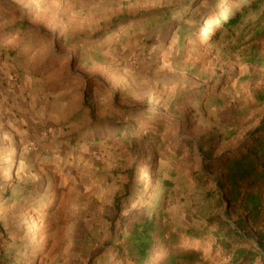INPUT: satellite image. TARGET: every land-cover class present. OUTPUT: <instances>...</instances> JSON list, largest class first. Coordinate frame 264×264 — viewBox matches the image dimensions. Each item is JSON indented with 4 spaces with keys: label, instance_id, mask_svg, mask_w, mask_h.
I'll return each mask as SVG.
<instances>
[{
    "label": "rangeland",
    "instance_id": "obj_1",
    "mask_svg": "<svg viewBox=\"0 0 264 264\" xmlns=\"http://www.w3.org/2000/svg\"><path fill=\"white\" fill-rule=\"evenodd\" d=\"M213 1L0 0V32L23 22L29 30L53 35L24 54L29 36L20 31L9 40L0 36V264H119L111 243L122 226L115 205L120 200L123 210L148 189V171L138 169L129 180L134 158L114 134H103L97 143L98 134L90 142L69 144L91 124L83 107L87 84L95 85L94 117L106 120L107 128L139 120L136 110L142 107L178 120V130L168 126L160 136L165 151L182 140L204 148L213 141L216 158L264 119V66L252 62L263 56L264 39L242 36V26L256 23L264 6L218 36ZM184 4L193 10L187 24L198 26L200 37L193 40L180 42L173 23L143 20L113 43L105 40L102 49L54 44L60 36L88 38L139 14ZM205 40L209 43H200ZM54 55L61 63L50 72L40 69ZM64 78L74 83L61 84ZM201 88L205 98L194 100ZM138 126L129 140L144 136ZM200 158L195 148L194 164L183 173L161 159L152 165L156 175L173 182L164 212L181 229L200 230L204 213L220 212L206 205L189 179ZM43 160H52L50 169ZM206 190L213 193L214 186L209 183ZM219 254L207 248L202 255L209 264H228Z\"/></svg>",
    "mask_w": 264,
    "mask_h": 264
},
{
    "label": "trees",
    "instance_id": "obj_2",
    "mask_svg": "<svg viewBox=\"0 0 264 264\" xmlns=\"http://www.w3.org/2000/svg\"><path fill=\"white\" fill-rule=\"evenodd\" d=\"M189 5L184 4L181 8L158 9L139 14L133 19L123 20L110 29L97 32L88 38L68 39L60 36L54 40V44L56 47L65 44L102 49L103 46L100 45L105 40L108 44L113 43L119 33L135 31L143 20L145 23L147 21L173 23L180 42L193 40L200 35L197 25L187 24L193 11ZM212 5H214L212 10L215 11L213 16L219 25V36L222 32H232L243 24L250 13L257 12L264 6V0H214ZM173 12L178 15L177 21L171 20ZM13 27L0 32V36L6 35L5 39L9 40L17 31L24 36H29L28 39L24 38V41H29L30 44L27 48L21 49V54L31 52L36 45L35 42L49 41L53 38V35L48 33L29 30L23 22ZM242 27V36L251 35L250 39L253 41L264 39V11L252 26L245 24ZM200 43L208 44L209 41ZM54 57L56 55L44 62L40 69L45 68L50 72L59 65L61 61H55ZM252 62L264 66V54L260 60L253 58ZM73 83V78H64L61 84L72 85ZM213 86L212 84L208 93L213 92ZM94 87V84H87L82 94L83 107L89 111L91 124L82 130L79 136L69 139V144L73 146L77 143L75 139L90 142L98 134L94 140L97 143L103 134H114L121 143L130 148L134 158L133 168L128 173L129 180L140 169L142 172L148 171L144 178L148 177L150 183L141 196L133 199L132 202H126L123 210L119 208L120 206L118 207L120 200L115 205L117 207L115 212L120 214L118 220H121L122 226L113 231L117 233L116 238L111 241L115 254L114 261L119 264H209L202 254L205 249L210 248L214 252H220V257L229 259L228 264H264V205L262 204L264 119L236 148L222 152L216 158H212L216 147V142L213 141L204 148L201 144L182 140L173 144L169 151H165L160 136L168 126L178 130V120H170L163 111L155 108L142 107L136 110L141 115L139 120L113 122V125L107 128L106 120H97L94 117L95 109L91 100ZM198 92V95H194V100H198L200 96L202 99L205 98L203 97L206 93L204 89H198ZM208 100L207 97L204 101L205 105ZM262 100L264 101V98ZM126 111L132 112V110ZM136 124H139L138 127L144 136L140 140L135 138L129 140L128 135L134 132ZM139 142L144 147L142 157ZM195 148L200 151V166L197 172L189 175V179L195 185V192L203 193L206 205L220 212L211 216H206L207 213H204L202 220L205 226L200 230H191L186 227L181 229L179 225H176L177 227L171 225L164 212L173 182L156 175L152 165L155 160L161 159L173 167L174 171L183 173L187 166L194 164ZM42 162L47 169H50L48 164L53 163L52 160ZM211 169H217L219 174L216 176L210 174ZM209 183L214 186L213 193L206 190ZM25 202L24 200L23 204Z\"/></svg>",
    "mask_w": 264,
    "mask_h": 264
}]
</instances>
